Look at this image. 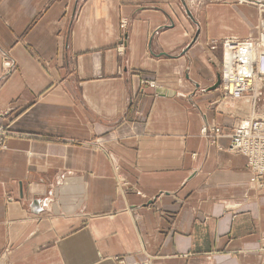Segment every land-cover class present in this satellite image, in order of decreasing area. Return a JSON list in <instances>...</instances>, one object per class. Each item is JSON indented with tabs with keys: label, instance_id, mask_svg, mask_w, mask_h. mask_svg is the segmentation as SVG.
Listing matches in <instances>:
<instances>
[{
	"label": "crops",
	"instance_id": "0c3cea01",
	"mask_svg": "<svg viewBox=\"0 0 264 264\" xmlns=\"http://www.w3.org/2000/svg\"><path fill=\"white\" fill-rule=\"evenodd\" d=\"M196 13L183 0H0V124L14 134L0 149V264L262 263L264 184L228 150L251 106L216 112L220 53L202 45L254 35L256 7ZM206 123L224 135L204 138Z\"/></svg>",
	"mask_w": 264,
	"mask_h": 264
},
{
	"label": "built area",
	"instance_id": "2783aa9c",
	"mask_svg": "<svg viewBox=\"0 0 264 264\" xmlns=\"http://www.w3.org/2000/svg\"><path fill=\"white\" fill-rule=\"evenodd\" d=\"M259 15L258 33L260 32V37L222 41L224 58L221 62L220 75L221 90L225 95L232 98L248 97L251 100L253 115L251 118L238 121L235 124L228 150L246 156V167L253 173L254 178L262 183L261 179L264 182V115L254 112L257 99L261 96L264 97V43H260L258 39L264 38V16L261 13ZM257 43V53L254 54L247 50L252 44ZM231 51L236 53L232 55L229 53ZM242 56L249 62V69L244 73L237 70V68H241L239 62L243 64V61H240ZM236 57H238V63L232 62ZM254 58H259V60L255 62ZM3 60L8 62L5 57ZM203 132L207 136L206 131L203 130ZM6 136H8L7 127L0 125V148L5 147ZM132 264H150V262L146 260Z\"/></svg>",
	"mask_w": 264,
	"mask_h": 264
},
{
	"label": "rangeland",
	"instance_id": "374dc122",
	"mask_svg": "<svg viewBox=\"0 0 264 264\" xmlns=\"http://www.w3.org/2000/svg\"><path fill=\"white\" fill-rule=\"evenodd\" d=\"M228 2V3H238L240 4V2H243V3H251L253 6L256 7V22H258V20L260 19V13L262 16H264V2L262 1H255V0H183V3H184V6L189 9L190 11H195V14L197 15V11H200V9L204 8L206 5L210 4V3H219V2ZM183 9V8H182ZM263 10V11H262ZM257 25V23H256ZM125 26V21L124 20H121L120 24H119V27H120V30L122 28H124ZM127 26V24H126ZM239 30L240 31H243L244 29L241 28V26L239 27ZM122 31V30H121ZM255 34L254 35H249L247 37H244V38H239V39H246V38H249L250 36L253 37V36H256L257 34V30H256V26H255ZM231 37H236V36H231ZM227 38V37H224L222 38L221 40H217V39H209V40H206L205 42H203V47L206 51H214V50H219V52L217 51V54L220 53V62H219V70H218V76H217V84H216V88L219 89V96L216 100H214V108L215 110H217L216 112H219V113H223V114H227L229 115V113H226L228 112L229 110V106L228 107H225V102L227 99H232V100H240L242 99L241 98H232L228 95H225L222 90H221V75H220V72H221V62H222V59H223V54H222V41ZM238 38V37H237ZM121 47V46H120ZM119 50V48H118ZM122 52L123 51V48L121 47V49L119 50V52ZM5 58L8 60V62L4 61L3 60V64H2V69L3 71H5V73H9L11 71V69H13V63L11 62V60L5 56ZM7 64V65H6ZM8 68V69H6ZM150 84H153V82H151ZM245 98V97H243ZM248 100H249V103H250V106H251V100L246 97ZM260 102L262 103V105L264 106V97L261 96L257 99L256 101V104H255V108H254V112L256 114H261V111H257L258 109V105L260 104ZM251 110H252V107H251ZM253 115V112L251 111V115L249 116V118H251ZM248 118V117H247ZM248 118V119H249ZM241 120H247L243 118H240L238 121H241ZM237 120H234L232 126H231V132L228 134V137L229 139L231 138L230 136L232 135V133L234 132V128H235V124L238 122ZM4 127H7V131H8V136H6V140L11 136V135H14L13 132L9 129V126L6 125V124H0ZM203 130L206 131V134L207 136L204 134ZM219 130V131H217ZM223 130L221 129V127L219 125H216V124H211V123H206L204 124L201 129H200V134L208 139L209 141H215L217 138L223 136ZM5 140V141H6ZM6 144V143H5ZM229 144H230V140H229ZM228 144V146H229ZM2 149V148H0ZM239 154H242V153H239ZM243 155V154H242ZM246 157V156H245ZM252 173V172H251ZM253 174V173H252ZM114 175H116V173H114ZM254 177V176H253ZM115 179H116V185H117V188L120 189V187L124 186L125 185V179L123 177L120 176V178L117 176H115ZM255 182H258L259 185H262L263 180L261 179V182L260 183L259 181H257L255 178H254ZM262 250V249H261ZM114 260H115V263L116 264H119L121 262H124L125 264L127 263L122 257L120 256H115L114 257ZM146 261V260H144ZM142 262V261H141ZM150 262V261H149ZM138 263V262H136ZM129 264H132V263H129ZM261 264H264V260H262V263Z\"/></svg>",
	"mask_w": 264,
	"mask_h": 264
},
{
	"label": "bare ground",
	"instance_id": "6f19581e",
	"mask_svg": "<svg viewBox=\"0 0 264 264\" xmlns=\"http://www.w3.org/2000/svg\"><path fill=\"white\" fill-rule=\"evenodd\" d=\"M258 22H259V20H258ZM258 22H257V25H256V30H257V34H256V37H260L261 35L258 33ZM226 40H228V39H239V38H237V37H227V38H225ZM224 39V40H225ZM259 39V41H260V43H264V38H258ZM256 47H258V43L257 44H252L251 46H250V48L249 49H247L248 51H251L252 53H257V48ZM229 53H231L232 55H234L236 52H229ZM223 58H224V56H223ZM254 60H255V62H257L258 60H259V58H254ZM240 61H243V64L241 63V62H239V66L241 67V68H237V70L239 71V72H242V73H244V72H246L248 69H249V62H248V60L244 57V56H242L241 57V60ZM232 62H237L238 63V57H236V58H234L233 60H232ZM232 100V99H231ZM249 118V117H248ZM247 117L245 118V119H248ZM244 119V118H243ZM239 120V119H238ZM237 120V121H238ZM247 161V160H246Z\"/></svg>",
	"mask_w": 264,
	"mask_h": 264
},
{
	"label": "water",
	"instance_id": "95a60500",
	"mask_svg": "<svg viewBox=\"0 0 264 264\" xmlns=\"http://www.w3.org/2000/svg\"><path fill=\"white\" fill-rule=\"evenodd\" d=\"M218 83V82H217ZM162 90H159L158 92H161Z\"/></svg>",
	"mask_w": 264,
	"mask_h": 264
}]
</instances>
